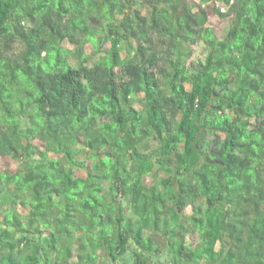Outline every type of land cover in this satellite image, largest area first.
Here are the masks:
<instances>
[{
    "label": "trees",
    "instance_id": "trees-1",
    "mask_svg": "<svg viewBox=\"0 0 264 264\" xmlns=\"http://www.w3.org/2000/svg\"><path fill=\"white\" fill-rule=\"evenodd\" d=\"M0 155V264H264V0H0Z\"/></svg>",
    "mask_w": 264,
    "mask_h": 264
},
{
    "label": "rangeland",
    "instance_id": "rangeland-1",
    "mask_svg": "<svg viewBox=\"0 0 264 264\" xmlns=\"http://www.w3.org/2000/svg\"><path fill=\"white\" fill-rule=\"evenodd\" d=\"M192 2H196L198 0H189ZM209 24L212 25L215 29V32L218 34L219 37L224 36L227 26H228V19L227 18H218L215 14H211L209 17ZM206 51L204 49V44L200 43L196 48H194V53L191 59L194 60H199V59H203L204 55H205ZM138 107H141V104H137ZM18 160H16L15 158L11 157V156H4V155H0V168L2 169H7L10 172H14L17 167H18ZM87 167H89V164H86ZM86 168H80L79 170H77V173L81 176H85L86 175ZM144 182L146 184H151L153 182V177L151 175H146L144 177ZM190 207H188L185 211L189 212ZM127 215H129L128 211H127ZM157 242L158 245L163 249L162 253L166 256V258H171V253L169 252V250L166 248L167 247V242L168 239L164 234H159L157 236ZM196 242V236L195 235H187L186 236V243L187 244H194ZM75 260V258H74ZM104 264V263H103ZM202 264H205V260L202 261Z\"/></svg>",
    "mask_w": 264,
    "mask_h": 264
},
{
    "label": "clouds",
    "instance_id": "clouds-1",
    "mask_svg": "<svg viewBox=\"0 0 264 264\" xmlns=\"http://www.w3.org/2000/svg\"><path fill=\"white\" fill-rule=\"evenodd\" d=\"M222 10H223V8H222Z\"/></svg>",
    "mask_w": 264,
    "mask_h": 264
}]
</instances>
